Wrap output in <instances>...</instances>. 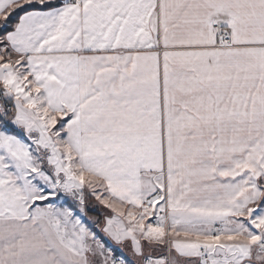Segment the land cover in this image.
Instances as JSON below:
<instances>
[{
    "label": "snow or ice",
    "instance_id": "obj_1",
    "mask_svg": "<svg viewBox=\"0 0 264 264\" xmlns=\"http://www.w3.org/2000/svg\"><path fill=\"white\" fill-rule=\"evenodd\" d=\"M0 264H264V0H0Z\"/></svg>",
    "mask_w": 264,
    "mask_h": 264
}]
</instances>
